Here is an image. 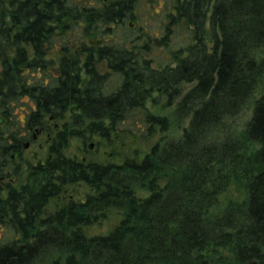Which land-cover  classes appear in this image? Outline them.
Listing matches in <instances>:
<instances>
[{
	"label": "trees",
	"instance_id": "16d2710c",
	"mask_svg": "<svg viewBox=\"0 0 264 264\" xmlns=\"http://www.w3.org/2000/svg\"><path fill=\"white\" fill-rule=\"evenodd\" d=\"M137 1L0 0V15L19 17L0 43V112L31 99L27 122L48 123L47 156L0 191V264H264V0H155L159 35L135 28ZM180 33L185 44L171 48ZM149 44L170 61L146 59ZM157 131L139 162L63 153L85 134ZM6 138L18 177L7 153L20 145ZM74 184L90 194L46 210ZM111 212L113 230L84 235Z\"/></svg>",
	"mask_w": 264,
	"mask_h": 264
},
{
	"label": "rangeland",
	"instance_id": "374dc122",
	"mask_svg": "<svg viewBox=\"0 0 264 264\" xmlns=\"http://www.w3.org/2000/svg\"><path fill=\"white\" fill-rule=\"evenodd\" d=\"M164 4L160 2L157 4L155 0H139L135 4L133 9L134 19L138 22L135 24V28L140 25L146 27L147 32L150 34L159 35L161 21V10ZM186 35L177 34V37L172 41L171 48L185 44ZM150 53H143L146 59H152L157 63H167L170 61V57L166 54L169 52L161 46H154L149 44ZM25 101L22 100V102ZM22 102L16 103V116L22 117V113L19 111V106L23 105ZM149 106V110L154 115L165 116L169 114L170 108L160 109L157 107ZM66 118V117H65ZM67 119V118H66ZM66 119L55 122L57 127H61L62 123ZM247 119V113L237 117L234 121V127L240 129ZM56 129V128H55ZM54 131V130H53ZM52 133H55L52 132ZM168 134L173 137H177L181 134V128L178 126H172ZM161 134L159 131L154 136L148 138H136L129 134H110L107 138H101L98 135L85 134L84 138H73L69 141L68 147L63 151L64 155L68 158L83 161L85 163L93 162L99 164H121L126 159H134L135 161H141L143 156L150 150V148L157 142ZM47 146L45 144V135H42L34 141L27 150L23 153L21 161L17 160V164L22 166L18 177H13L17 183H23L27 177L28 169L30 166L36 165L38 161H41L47 156ZM90 190L83 184L68 185L62 188V192L58 197L49 200L46 205V210L49 212H55L65 206L68 202H81L85 197L90 194ZM121 216L119 213L111 212L108 216L95 224L82 227V231L86 237L93 236H105L119 223Z\"/></svg>",
	"mask_w": 264,
	"mask_h": 264
},
{
	"label": "flooded vegetation",
	"instance_id": "af4514ba",
	"mask_svg": "<svg viewBox=\"0 0 264 264\" xmlns=\"http://www.w3.org/2000/svg\"><path fill=\"white\" fill-rule=\"evenodd\" d=\"M16 3H19V0H16ZM160 1H157V4H159ZM19 17H11L9 15H0V43L1 48H3V43L5 38L12 39L16 34V26L12 22H19ZM12 23V24H11ZM3 53L0 49V71L3 68L2 63ZM24 100V99H22ZM21 100V102H22ZM30 103L29 105H27ZM23 105L19 106V111L22 113V117L19 118L16 116V104L14 106V111L12 113V116H6L4 114V111L1 110L0 112V137H4L7 139V142L9 145L13 144L14 140L19 143L20 148H11L9 152L7 153L10 157V161L13 162V164H17V160L23 158V153L25 150L29 148V146L36 141V139L42 135L46 134L47 131V124L43 123L39 127H33L31 123L27 122V117L30 115V106L33 105L31 102V99H25V101L22 102ZM33 105V111L34 109ZM27 116V117H26ZM13 121H15V125L13 126ZM18 123V125H16ZM9 126H12L14 128H10ZM39 131H38V129ZM14 134L15 137H12L11 135ZM12 147V146H11ZM3 153L2 150H0V191L1 195H3V187L6 182L11 183L14 181L13 176L11 177V173L15 171L14 168H9L5 166V160H3ZM17 166V165H16ZM20 168L22 166L18 165ZM9 168V169H8ZM13 169V170H12Z\"/></svg>",
	"mask_w": 264,
	"mask_h": 264
}]
</instances>
